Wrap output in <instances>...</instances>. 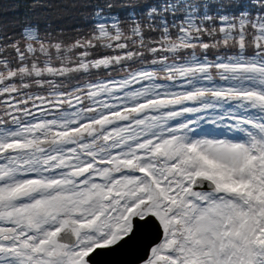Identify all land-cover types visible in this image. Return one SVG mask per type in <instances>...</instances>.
Instances as JSON below:
<instances>
[{
  "label": "snow or ice",
  "instance_id": "6c2138e0",
  "mask_svg": "<svg viewBox=\"0 0 264 264\" xmlns=\"http://www.w3.org/2000/svg\"><path fill=\"white\" fill-rule=\"evenodd\" d=\"M72 8L0 22V264H264V0Z\"/></svg>",
  "mask_w": 264,
  "mask_h": 264
},
{
  "label": "trees",
  "instance_id": "16d2710c",
  "mask_svg": "<svg viewBox=\"0 0 264 264\" xmlns=\"http://www.w3.org/2000/svg\"><path fill=\"white\" fill-rule=\"evenodd\" d=\"M3 3V9H0V22L11 24L14 21H20L24 16H28L33 21L45 22V19L51 17L64 24H70L71 15L76 10L72 8L78 0H0ZM64 5H67L65 9ZM66 12L69 15H66Z\"/></svg>",
  "mask_w": 264,
  "mask_h": 264
}]
</instances>
